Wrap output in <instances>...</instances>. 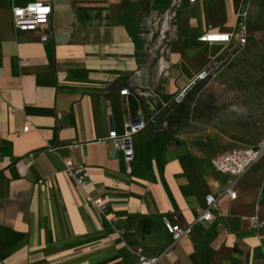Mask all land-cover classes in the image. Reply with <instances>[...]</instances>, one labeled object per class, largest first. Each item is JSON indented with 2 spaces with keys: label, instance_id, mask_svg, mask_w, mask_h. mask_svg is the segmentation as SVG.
<instances>
[{
  "label": "crops",
  "instance_id": "1",
  "mask_svg": "<svg viewBox=\"0 0 264 264\" xmlns=\"http://www.w3.org/2000/svg\"><path fill=\"white\" fill-rule=\"evenodd\" d=\"M30 2L51 6L46 42L12 26L10 8ZM242 2L181 0L161 53L154 21L168 0H0V264H138L136 248L157 264H264V226L250 221H264V157L234 181L210 160L240 147L198 151L188 142L201 131L170 135L164 121L224 49L197 39L232 32ZM136 115L146 126L128 171L105 140ZM66 159L85 169L84 188ZM104 194L102 213L86 202ZM207 194L220 216L193 224ZM171 215L191 225L177 242L161 222Z\"/></svg>",
  "mask_w": 264,
  "mask_h": 264
},
{
  "label": "rangeland",
  "instance_id": "2",
  "mask_svg": "<svg viewBox=\"0 0 264 264\" xmlns=\"http://www.w3.org/2000/svg\"><path fill=\"white\" fill-rule=\"evenodd\" d=\"M248 3L247 44L222 49L209 75L166 108L170 135L201 131L188 142L198 151L221 140L252 147L264 138V0Z\"/></svg>",
  "mask_w": 264,
  "mask_h": 264
},
{
  "label": "built area",
  "instance_id": "3",
  "mask_svg": "<svg viewBox=\"0 0 264 264\" xmlns=\"http://www.w3.org/2000/svg\"><path fill=\"white\" fill-rule=\"evenodd\" d=\"M169 6L165 12L163 18L155 19L154 23L160 25L157 27L158 36L161 37L162 48L161 53L167 52V27L164 29L162 24L168 25L169 22L174 19L175 10L179 6L181 0H168ZM194 0H187L192 3ZM249 9L248 0H243L242 8L237 12L235 17L234 30L230 33H217V32H205L197 39L202 43H218L225 48L236 49L243 47L248 41L247 31V14ZM12 26L17 32H30L40 31L41 42L48 40V28H49V16L51 14V6L47 2H30L23 6H12L10 8ZM157 32V31H156ZM226 37V38H225ZM210 68L200 72L197 76V80H204L209 75ZM121 96H127L128 90L123 89L119 92ZM183 98V94L180 93L175 101H179ZM152 118L150 119V121ZM30 124L27 123L23 132L29 129ZM146 126L139 115L129 117L123 122V131L121 134H117L113 129L108 132L106 142L112 151H120L123 161L127 165V170L130 171V165L133 161V148L132 138L140 133ZM264 157V138L261 139L255 146L252 147H240L229 150L227 152L218 154L211 158L210 164L212 168L220 173L231 177L234 181L239 179L245 174V172ZM63 167L65 174L73 180V182L80 188H84L87 183V173L82 166L74 167L69 159L63 161ZM228 197L232 200L235 198V192L231 190V187L226 188L224 191ZM86 202L91 204L98 212H104L106 203L108 202L107 195H101L97 197L87 196ZM220 216V212L217 206V200L212 194L205 195L203 199V206L195 218L194 223H213ZM176 216L171 215L170 219L166 216H162L161 222L167 234H169L172 242H177L181 238L186 237L191 232V225L182 227L176 221ZM255 228H261L264 226V221L260 218L258 211H255L250 218ZM134 254L137 257L138 264H157L159 256L147 257L144 255L142 248H136Z\"/></svg>",
  "mask_w": 264,
  "mask_h": 264
},
{
  "label": "water",
  "instance_id": "4",
  "mask_svg": "<svg viewBox=\"0 0 264 264\" xmlns=\"http://www.w3.org/2000/svg\"><path fill=\"white\" fill-rule=\"evenodd\" d=\"M197 81H198V80H197V78H196L193 82H191V84H189V85L183 90L182 94H184L187 90H189V89L192 87V85H194Z\"/></svg>",
  "mask_w": 264,
  "mask_h": 264
},
{
  "label": "trees",
  "instance_id": "5",
  "mask_svg": "<svg viewBox=\"0 0 264 264\" xmlns=\"http://www.w3.org/2000/svg\"><path fill=\"white\" fill-rule=\"evenodd\" d=\"M248 10H249V9H248ZM247 31H248V26H247ZM248 38H249V35H248ZM164 114H165L164 121L166 122L167 119H168V117H169L168 112H167L166 109L164 110Z\"/></svg>",
  "mask_w": 264,
  "mask_h": 264
},
{
  "label": "snow or ice",
  "instance_id": "6",
  "mask_svg": "<svg viewBox=\"0 0 264 264\" xmlns=\"http://www.w3.org/2000/svg\"><path fill=\"white\" fill-rule=\"evenodd\" d=\"M226 38V37H225Z\"/></svg>",
  "mask_w": 264,
  "mask_h": 264
}]
</instances>
